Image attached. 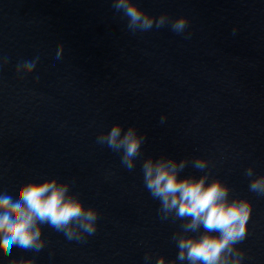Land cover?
Returning a JSON list of instances; mask_svg holds the SVG:
<instances>
[{
  "label": "water",
  "instance_id": "1",
  "mask_svg": "<svg viewBox=\"0 0 264 264\" xmlns=\"http://www.w3.org/2000/svg\"><path fill=\"white\" fill-rule=\"evenodd\" d=\"M131 2L151 28H129L114 0H0V191L56 179L97 213L91 235L68 240L43 223L39 251L0 246V264H188L177 239L205 230L164 218L145 185L149 158L184 161L180 178L206 175L249 201L234 248L241 264H264V194L249 190L264 176V0ZM114 125L143 138L131 169L97 141Z\"/></svg>",
  "mask_w": 264,
  "mask_h": 264
},
{
  "label": "clouds",
  "instance_id": "2",
  "mask_svg": "<svg viewBox=\"0 0 264 264\" xmlns=\"http://www.w3.org/2000/svg\"><path fill=\"white\" fill-rule=\"evenodd\" d=\"M114 7L123 9L128 16L129 28L149 29L154 20L139 9L131 0H114ZM165 22L163 16L155 20L157 27ZM186 21L181 18L173 22L174 31H181ZM23 68L31 71L34 61H25ZM19 67V66H18ZM163 119V118H162ZM122 133L114 125L107 134L97 137L99 143L122 150L121 162L129 169L134 166L133 158L138 155L142 137L129 128ZM185 166L171 159H146L143 163L144 181L154 197L159 198L161 209L167 218L173 213L178 218H190L183 224L185 232L205 231L199 236H179L177 259L188 264H241L243 253L234 248L247 235V223L251 215V204L244 199L228 198L229 189L219 180L208 182L206 175L199 178H180ZM207 162L197 159L194 167L204 169ZM251 176L252 170H246ZM249 190L264 194V176L249 183ZM97 213L85 208L82 202L69 194L68 185L56 179L29 182L18 185L9 181L0 191V246L6 250L10 245L39 251L41 227L48 223L61 231L68 240H81L84 234L96 230ZM217 233V234H213ZM13 264H31V261H13ZM157 264H164L163 258Z\"/></svg>",
  "mask_w": 264,
  "mask_h": 264
}]
</instances>
